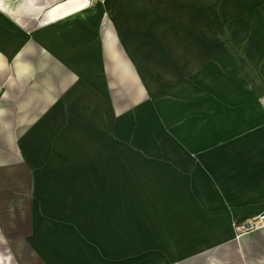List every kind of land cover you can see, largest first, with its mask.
<instances>
[{
	"label": "crops",
	"instance_id": "obj_1",
	"mask_svg": "<svg viewBox=\"0 0 264 264\" xmlns=\"http://www.w3.org/2000/svg\"><path fill=\"white\" fill-rule=\"evenodd\" d=\"M11 1L0 264H264V0Z\"/></svg>",
	"mask_w": 264,
	"mask_h": 264
},
{
	"label": "bare ground",
	"instance_id": "obj_2",
	"mask_svg": "<svg viewBox=\"0 0 264 264\" xmlns=\"http://www.w3.org/2000/svg\"><path fill=\"white\" fill-rule=\"evenodd\" d=\"M7 1L8 0H0V7L5 5ZM87 3H88L87 0H69L67 3L56 5L55 8H53L52 10H49L48 11L49 17L52 18L53 20H56V18H63L71 14L72 12L79 11L80 9H83V8L87 9L89 7L87 6L88 5Z\"/></svg>",
	"mask_w": 264,
	"mask_h": 264
},
{
	"label": "built area",
	"instance_id": "obj_3",
	"mask_svg": "<svg viewBox=\"0 0 264 264\" xmlns=\"http://www.w3.org/2000/svg\"><path fill=\"white\" fill-rule=\"evenodd\" d=\"M264 228V214L253 217V219L238 222L234 225V231H236V238L245 234L254 233L259 229Z\"/></svg>",
	"mask_w": 264,
	"mask_h": 264
},
{
	"label": "rangeland",
	"instance_id": "obj_4",
	"mask_svg": "<svg viewBox=\"0 0 264 264\" xmlns=\"http://www.w3.org/2000/svg\"><path fill=\"white\" fill-rule=\"evenodd\" d=\"M16 0H12L11 3L15 4ZM11 6V5H10ZM12 7V6H11ZM13 13L17 14L15 10H13Z\"/></svg>",
	"mask_w": 264,
	"mask_h": 264
}]
</instances>
